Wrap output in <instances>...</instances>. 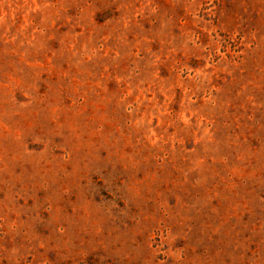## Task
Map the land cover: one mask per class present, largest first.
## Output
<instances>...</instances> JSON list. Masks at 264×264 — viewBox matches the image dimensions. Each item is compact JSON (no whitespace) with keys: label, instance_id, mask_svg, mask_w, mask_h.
<instances>
[{"label":"rangeland","instance_id":"374dc122","mask_svg":"<svg viewBox=\"0 0 264 264\" xmlns=\"http://www.w3.org/2000/svg\"><path fill=\"white\" fill-rule=\"evenodd\" d=\"M0 264H264V0H0Z\"/></svg>","mask_w":264,"mask_h":264}]
</instances>
